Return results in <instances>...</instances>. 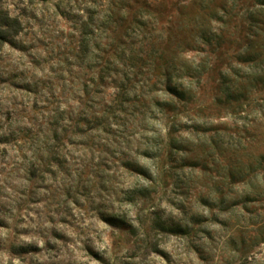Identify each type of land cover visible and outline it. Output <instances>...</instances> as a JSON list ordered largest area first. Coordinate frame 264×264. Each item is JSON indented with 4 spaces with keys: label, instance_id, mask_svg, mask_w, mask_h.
<instances>
[{
    "label": "rangeland",
    "instance_id": "1",
    "mask_svg": "<svg viewBox=\"0 0 264 264\" xmlns=\"http://www.w3.org/2000/svg\"><path fill=\"white\" fill-rule=\"evenodd\" d=\"M1 1L0 264H264V0Z\"/></svg>",
    "mask_w": 264,
    "mask_h": 264
},
{
    "label": "trees",
    "instance_id": "2",
    "mask_svg": "<svg viewBox=\"0 0 264 264\" xmlns=\"http://www.w3.org/2000/svg\"><path fill=\"white\" fill-rule=\"evenodd\" d=\"M139 18H136L135 22H139ZM256 24H261L260 21H254ZM21 31V23L18 18L11 16L6 9L3 8L2 6V1L0 0V48L1 46L8 41V39L12 36H15ZM125 51L121 50V54H123ZM118 59V58H117ZM164 69L162 75L166 79V84H165V90L166 93L169 94L170 96H173L177 99L184 100L186 97V90L183 87L182 83H175L172 84V80L176 77L172 76L171 72V63L169 61L164 63ZM117 75L120 73V71L116 72ZM115 73V74H116ZM224 75V74H223ZM126 73H122V77L120 79H115L114 82H118V85H115L118 90H122L124 92L126 90L125 83L126 81ZM190 76V75H187ZM104 78V74L102 75ZM102 78V79H103ZM190 78V77H189ZM128 80V79H127ZM175 80V79H174ZM222 83H224L222 81ZM119 94V92H118ZM116 94V96L118 95ZM166 104L165 106H167Z\"/></svg>",
    "mask_w": 264,
    "mask_h": 264
}]
</instances>
